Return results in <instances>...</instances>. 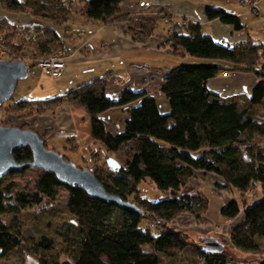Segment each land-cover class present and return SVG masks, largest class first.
I'll return each mask as SVG.
<instances>
[{"label": "trees", "instance_id": "1", "mask_svg": "<svg viewBox=\"0 0 264 264\" xmlns=\"http://www.w3.org/2000/svg\"><path fill=\"white\" fill-rule=\"evenodd\" d=\"M122 1L86 0L81 14L88 21L113 24L128 18L120 15ZM0 6L7 13H29L57 24L68 18L61 0H0ZM203 14L207 21L216 20L234 32L244 31L239 17L230 11L207 6ZM0 38L8 49V61H23L21 57L29 49L32 53L28 57L35 60L36 66L39 59L63 51L62 37L45 25H22L0 18ZM163 47L179 59H199L183 62L190 65L180 64L163 76L160 92L168 103L166 112H161L155 97L145 91L124 88L117 98H109V74L62 95L20 100L9 108L24 118L54 115L64 104L84 111L93 142L108 152L129 150L118 170L109 171L103 164V168L93 167L90 171L107 193L135 204L143 216L91 199L82 190L38 171L32 189L13 192L12 183L0 187V260L23 252L29 241L20 227L7 223L3 217H16L23 208L53 202L60 189L67 193L65 212L75 221L74 227L64 224L60 232L67 256L62 261L37 256L56 248L53 238L41 234L28 242L37 264H160L161 257L176 259L186 250L194 253L190 264H229L223 252L203 250V245L195 244L174 226L184 215L200 222L207 213L208 199L203 193L181 192L198 172L217 175L221 179L215 184L219 190L236 191L241 196L259 187L260 199L243 206L242 213L232 200L221 208L220 215L231 224L227 229L231 247L242 253H260L258 241L264 239V147L254 146L253 139L264 137V122H257L250 108L264 104V45L248 36L233 45L218 43L202 33L198 22L185 20L173 26ZM203 60L221 63L208 64ZM227 71L254 74L256 83L245 97L249 108L242 107L238 98L223 100L209 90L208 82ZM119 107H127V119L123 130L117 132L101 115ZM34 124V120L24 122L19 128L35 131ZM68 142L77 149L71 138ZM13 158L23 163L31 161L32 155L28 149H21L13 153ZM146 180L165 197L157 201L141 198L138 184ZM144 219L147 224L140 228ZM254 264H264V259Z\"/></svg>", "mask_w": 264, "mask_h": 264}, {"label": "rangeland", "instance_id": "2", "mask_svg": "<svg viewBox=\"0 0 264 264\" xmlns=\"http://www.w3.org/2000/svg\"><path fill=\"white\" fill-rule=\"evenodd\" d=\"M63 4L71 9H81L83 4L86 0H61ZM250 0H209L211 4L210 7L221 8L226 11H230L236 14L241 24L244 26V32L246 35L254 42L264 45V3L261 4L260 0H254L258 4L257 10L252 9L250 7ZM244 2V3H243ZM123 6V5H122ZM121 7V6H120ZM119 7V8H120ZM130 9H136L134 3H129ZM124 8V7H123ZM122 9V7L120 8ZM0 12L4 15H9L0 6ZM72 18H68L66 23H64L63 27L69 26L74 31H77L80 37H76L77 43L82 40L86 39V36L90 34L88 29L90 27L83 25L81 23L74 24V11L71 14ZM0 18H2L0 16ZM29 18V16H22V19ZM157 20V19H156ZM130 22V27L128 28L130 32H132V38H136L137 40L144 39L145 36L150 35V26L149 29L143 28V26H139L135 21L126 18L125 20ZM96 22V21H91ZM117 22V21H116ZM114 22V23H116ZM151 22V21H150ZM113 23V24H114ZM111 24V25H113ZM154 35H158L166 31L167 28V20L163 18H159L157 22H154ZM35 25V24H32ZM75 25V26H74ZM110 25V24H107ZM174 26V25H173ZM172 26V28H173ZM75 28V29H74ZM171 28V31H172ZM63 31V30H62ZM152 31V30H151ZM207 31V30H206ZM206 31L202 30L203 34H206ZM150 32V33H149ZM145 34V35H144ZM168 35V34H167ZM208 35V34H206ZM167 37V36H166ZM64 50L66 52H70L74 48V43L70 42L68 38H64ZM98 39L93 40L90 43L89 48L91 50H95L96 54L95 57H99V48L97 47ZM227 45V44H226ZM166 54L171 56L167 53L166 49L163 47ZM4 49L7 51V58L9 57L8 49L6 45H4ZM31 51L27 49L21 57L24 63L28 68V76L24 80H20L17 83L16 90L12 95L11 99L5 102L2 106H0V127H12V126H20L22 125L25 120H29L30 117L24 118L23 115L18 112H13V110H9L10 106L19 102L20 100H41V99H48L52 96H47L51 94V88H49L52 79L42 74L40 70H38L35 66V60L31 59ZM60 54L65 61L66 67V57L63 55L62 52L54 53V55ZM145 49H143L142 53H134V52H124L118 54L117 57H111L109 60L104 62L103 66L115 69V75H110L107 79V87L110 89L113 87L123 86L124 84H129L130 87H148L147 84L145 86L142 84L135 85V79L144 78L149 76L152 71V68L148 69L143 66L139 67H125L124 61H148L149 57H152ZM174 59V62L183 61L185 63L196 61L199 59L194 58H187V59H179L177 57L171 56ZM171 57H168V60H171ZM16 59L14 55L13 59ZM185 60V61H184ZM264 60V59H263ZM173 62V61H172ZM182 62V63H183ZM203 62L211 64L221 63L220 61L215 60H203ZM163 63V61H159V64ZM225 64V63H223ZM228 64V63H227ZM181 65H190V64H181ZM178 64L177 66L173 67L177 68L181 66ZM151 66V65H150ZM65 70V69H64ZM229 76H234L233 72L227 71ZM245 74V73H244ZM225 73H223V77ZM244 76H251L255 78L254 74L251 72L246 73ZM231 77V78H232ZM158 78H163L162 75H159ZM156 79V80H157ZM219 82V81H217ZM135 88H132V90ZM137 91V90H136ZM156 97V96H155ZM242 107H248L245 99H238ZM156 102L158 104L159 110L162 111L164 107V103H167L165 97L163 95L156 97ZM61 108V107H60ZM59 108V109H60ZM73 108V107H72ZM58 109V110H59ZM127 107L117 108L114 111L115 113H108L103 118L106 122H108L117 132L123 130L125 119H127L126 113ZM251 113L254 119L257 122H264V104L261 107H252ZM57 110V111H58ZM56 111V112H57ZM168 111V110H167ZM85 113V112H84ZM49 114V113H48ZM56 114V113H55ZM54 114V115H55ZM51 115V114H49ZM86 115V113H85ZM53 116V115H51ZM78 124V135H79V149H74L70 142H68L67 137H63V135L57 134L54 137L53 142H46L45 147L47 150L54 151L61 157H63L66 161L74 165L76 168L80 170H92L93 167L103 168V164H106L108 159H114L118 163H122L123 158L128 154V149L124 148L120 152H108L103 146L99 143H95L92 141L90 136V127H89V120L88 116L86 115L85 125L87 128L81 127L84 125L82 122V117L77 119ZM35 125V124H34ZM40 137V136H39ZM254 146H261L264 147V137L255 136L253 139ZM96 153L95 156L92 155ZM107 168V167H105ZM37 170H25L18 173H11L2 178L0 181V187L4 188L8 184L12 183L15 185L14 191H19L22 189H32L34 187V183L38 177ZM221 182L220 177L213 173H200L196 174L195 178L189 180L185 187L182 188V193H203L208 199V210L206 215L202 218L200 222H197L195 218L190 216H183L179 221H177L174 226L176 229L183 231L189 239L197 245H203L204 240L207 238H213L222 244L223 253L228 257L229 264H254L258 259H264V239L259 240V247L260 253L259 254H247L242 253L240 251L235 250L228 242L227 236V229L231 225L230 222L228 223L222 216L220 215L221 208L224 207L228 202L234 200L238 203L240 212L243 209V206L250 205L260 199V192L259 187H256L255 190L249 192L245 196H241L236 191H228V190H219L215 184ZM139 194L141 198H146L152 201H157L165 196L158 191L154 184L149 180L142 181L138 184ZM67 193L63 190H58L56 200L51 201H44L43 205L32 206L23 208L20 214L16 217L14 216H7L3 217L4 221L7 223L15 224L16 226L20 227L23 236L25 239H28L29 243H31L30 239H36L41 234L46 235L48 237L53 238L56 241V248L51 252H39L37 256H41L46 260L52 261H62L66 259V244L60 237V232L62 231V226L64 224H71L74 227L75 221L72 216L65 212V202H66ZM133 198L130 199L132 201ZM242 213V212H241ZM147 224V220L144 219L140 224V228H143ZM230 224V225H229ZM27 242V247H28ZM21 252V253H13L9 255L6 259H1L0 264H37L35 255L29 251V247ZM194 253L190 250L184 251V254L181 257L176 259H167V258H160V264H190L191 259L190 256H194Z\"/></svg>", "mask_w": 264, "mask_h": 264}, {"label": "crops", "instance_id": "3", "mask_svg": "<svg viewBox=\"0 0 264 264\" xmlns=\"http://www.w3.org/2000/svg\"><path fill=\"white\" fill-rule=\"evenodd\" d=\"M243 1L245 2V0ZM260 1L261 4L264 3V0ZM129 3H134L136 9L131 10ZM211 4L209 0H123L119 5V7H122V9H120L121 7L119 8L120 15H127L128 19L135 21V23L139 26H143L145 29H149L150 26V35L140 40H137L135 37L132 38L133 33L128 29L131 21L127 22L120 20L113 25H103L100 21L91 22L86 20L81 14V9L76 11L65 5L66 15L69 16V18H72L71 14L74 11V24L78 22V24L81 23L90 27L88 29L90 34L86 36L85 40L80 38V41L77 43L76 37H80V35L77 34L79 32L74 31L69 26L63 27L66 21L62 24H57L56 22L33 17L29 13H8L9 15H4L0 12V16L10 22L22 25L34 26L32 24H35L52 27L58 32L62 39L66 37L70 42L74 43V48L70 52H66L64 50L63 40L62 53L66 57V67L58 78L49 80L51 81L49 86V88H51V94L46 95V97L62 95L76 86L108 74L115 75V69L103 66L105 61L109 60L111 57H117L118 54L124 52L142 53L143 49L152 55V57L147 59L148 61L137 62L132 60L124 62L125 67L136 68L139 66H146V68H152L154 70L152 71L153 73L147 77H136L135 79V85L143 84L145 86V84H147L148 87L136 88L130 87L129 84H124L123 86L118 85L117 88L112 86L109 89L106 86V94L109 98L115 99L124 88H135L133 90L145 91L148 95L157 97L162 95L160 86L163 83V78L157 79V77H159V75L164 76L170 69L183 62H174V60H172L174 58L166 54L165 50L162 48L166 36L171 31L173 25L180 24L185 20L198 22L202 30H207L206 34L211 36L216 42L227 45H233L246 39L247 35L244 31L234 32L230 26L223 25L216 20L207 21L203 11L205 7L211 6ZM23 15L29 16V18L22 19ZM159 18L167 20L168 30L166 29L163 33L154 35L153 23L157 22ZM95 39H98L96 49L99 48L97 49L99 50V57L97 58L95 57L96 51L89 48L90 43ZM168 57H171V60H168ZM159 61H163V63L159 64ZM223 73L224 72H220L207 84L209 90L219 95L223 100L232 98L245 99L256 83V78L244 76L248 72L236 71L233 72V77L229 76L227 73L223 77ZM163 105L162 111L166 112L168 110V105L166 103ZM115 109L117 108H112L104 112L101 115L102 119H104L103 116L108 113H115L114 111H117ZM79 117H82V122L84 123L81 127H84V129L87 128V125H85L86 115L84 111L64 104L53 116L44 114L32 117L29 120H25V122L35 121V132L43 137L45 143L53 142L54 137L60 134L63 135V137H67V140L71 138L79 149L77 124V119H79ZM200 173L201 172H199V174Z\"/></svg>", "mask_w": 264, "mask_h": 264}, {"label": "water", "instance_id": "4", "mask_svg": "<svg viewBox=\"0 0 264 264\" xmlns=\"http://www.w3.org/2000/svg\"><path fill=\"white\" fill-rule=\"evenodd\" d=\"M27 76L28 68L23 61H0V106L11 99L18 81L26 79ZM21 149H28L31 152V161L17 163L14 160L13 153ZM106 165L109 171L120 168L114 159H108ZM27 169L49 173L61 184L78 188L91 199L114 204L143 216L135 204L107 193L91 171L80 170L54 151L47 150L44 141L35 131L14 126L0 127V179ZM202 249L210 253H222L223 245L213 238H207Z\"/></svg>", "mask_w": 264, "mask_h": 264}, {"label": "built area", "instance_id": "5", "mask_svg": "<svg viewBox=\"0 0 264 264\" xmlns=\"http://www.w3.org/2000/svg\"><path fill=\"white\" fill-rule=\"evenodd\" d=\"M250 7L257 10L258 4L254 2V0H252L250 3ZM4 45V40L0 38V61L7 60V51L4 49ZM36 68L47 77L58 78L65 69V61L60 54H53L47 58L39 59L36 62ZM157 224H159V222H157Z\"/></svg>", "mask_w": 264, "mask_h": 264}, {"label": "flooded vegetation", "instance_id": "6", "mask_svg": "<svg viewBox=\"0 0 264 264\" xmlns=\"http://www.w3.org/2000/svg\"><path fill=\"white\" fill-rule=\"evenodd\" d=\"M15 127V126H14ZM16 127H18V126H16Z\"/></svg>", "mask_w": 264, "mask_h": 264}]
</instances>
